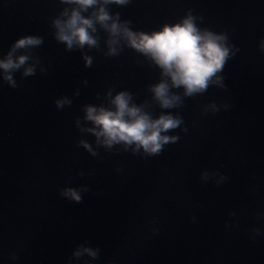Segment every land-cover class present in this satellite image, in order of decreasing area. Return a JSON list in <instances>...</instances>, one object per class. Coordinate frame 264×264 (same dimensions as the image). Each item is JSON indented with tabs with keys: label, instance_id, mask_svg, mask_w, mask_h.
Instances as JSON below:
<instances>
[{
	"label": "water",
	"instance_id": "95a60500",
	"mask_svg": "<svg viewBox=\"0 0 264 264\" xmlns=\"http://www.w3.org/2000/svg\"><path fill=\"white\" fill-rule=\"evenodd\" d=\"M61 7L58 0H0V55L21 35L43 37L36 75L14 73L17 88L0 80V264H67L81 244L100 248L92 264H264V0L110 6L143 32L190 12L200 28L226 33L239 48L220 73L224 87L212 85L172 110L184 124L169 134L180 139L157 156L119 145L109 151L80 131L89 126L83 105L106 104L109 89L150 99L147 86L159 69L128 47L105 56L103 33L99 49L65 50L51 27ZM83 55L93 58L91 67ZM62 96L72 104L58 110L54 100ZM84 186L81 203L60 194Z\"/></svg>",
	"mask_w": 264,
	"mask_h": 264
},
{
	"label": "clouds",
	"instance_id": "9594fccd",
	"mask_svg": "<svg viewBox=\"0 0 264 264\" xmlns=\"http://www.w3.org/2000/svg\"><path fill=\"white\" fill-rule=\"evenodd\" d=\"M130 2L58 0L64 7L51 19L52 35L65 46V50L73 51L99 49L103 33L105 56L117 57L128 47L144 56L150 67L159 69V78L147 86L150 99L137 102L135 94L127 89L115 91L114 94L109 89L105 93L106 104L89 103L82 106L83 120L89 126L80 127V131L91 133L97 146H103L106 150L111 151L119 145L133 155L143 153L144 156H157L167 145L180 139L179 135L169 134L184 124L182 116L174 114L172 110L182 108L185 98L203 95L212 85L224 87L220 73L239 48L230 44L226 33L200 28L196 23L197 17L190 12L179 22L165 23L157 31H135L130 26L131 21L121 20L119 12L110 11L111 5L123 7ZM42 44L43 37L39 35L25 34L17 37L8 50L0 55V80L11 88H17L20 85L14 73L19 72L22 78L36 75L40 57L34 54V50ZM259 48L264 53V38ZM83 61L85 67H91L93 58L83 55ZM71 104L72 100L66 96L54 100L58 110ZM154 107L161 111L154 114ZM209 107L213 112L219 110L215 103ZM224 107L227 109L228 106ZM80 144L92 155H96L88 142L81 140ZM206 179V174H201V180ZM87 191V186L66 187L60 194L81 203L82 193ZM253 232L259 235L260 229L253 228ZM251 238L255 240V236ZM99 254L98 246L81 244L70 253L67 264H70L72 258L79 260L85 255L90 259H84L83 264H92L93 260L99 258ZM15 258L13 255L12 259Z\"/></svg>",
	"mask_w": 264,
	"mask_h": 264
}]
</instances>
